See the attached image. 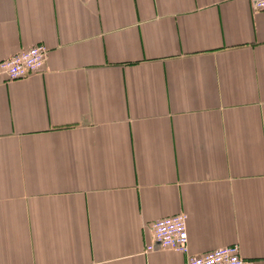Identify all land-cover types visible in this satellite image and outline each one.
<instances>
[{
  "label": "crops",
  "instance_id": "0c3cea01",
  "mask_svg": "<svg viewBox=\"0 0 264 264\" xmlns=\"http://www.w3.org/2000/svg\"><path fill=\"white\" fill-rule=\"evenodd\" d=\"M0 264H264V10L251 0H0Z\"/></svg>",
  "mask_w": 264,
  "mask_h": 264
},
{
  "label": "built area",
  "instance_id": "2783aa9c",
  "mask_svg": "<svg viewBox=\"0 0 264 264\" xmlns=\"http://www.w3.org/2000/svg\"><path fill=\"white\" fill-rule=\"evenodd\" d=\"M256 10H264V0H251ZM48 48L37 44L0 61V73L8 80H17L41 72L46 65ZM189 215L185 212L159 218L151 224V241L146 251L158 247L185 254L186 264H250L238 244L221 246L203 254H192L189 248Z\"/></svg>",
  "mask_w": 264,
  "mask_h": 264
}]
</instances>
